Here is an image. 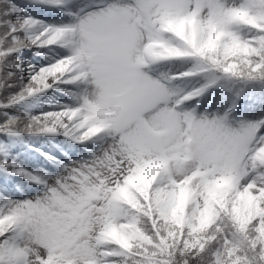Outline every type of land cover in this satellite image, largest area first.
<instances>
[{
  "label": "snow or ice",
  "instance_id": "obj_1",
  "mask_svg": "<svg viewBox=\"0 0 264 264\" xmlns=\"http://www.w3.org/2000/svg\"><path fill=\"white\" fill-rule=\"evenodd\" d=\"M0 264H264V0H0Z\"/></svg>",
  "mask_w": 264,
  "mask_h": 264
},
{
  "label": "rangeland",
  "instance_id": "obj_2",
  "mask_svg": "<svg viewBox=\"0 0 264 264\" xmlns=\"http://www.w3.org/2000/svg\"><path fill=\"white\" fill-rule=\"evenodd\" d=\"M34 143H35L36 147H44L45 150H48V148H49V145L47 144L46 141L39 140V141H35ZM26 155L28 157H31L33 154L32 153H27Z\"/></svg>",
  "mask_w": 264,
  "mask_h": 264
}]
</instances>
